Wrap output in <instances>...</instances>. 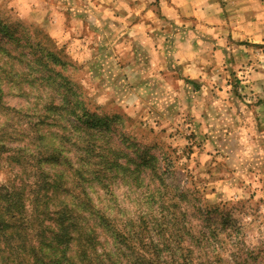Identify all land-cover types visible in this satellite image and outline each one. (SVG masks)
Here are the masks:
<instances>
[{
	"label": "rangeland",
	"instance_id": "374dc122",
	"mask_svg": "<svg viewBox=\"0 0 264 264\" xmlns=\"http://www.w3.org/2000/svg\"><path fill=\"white\" fill-rule=\"evenodd\" d=\"M163 1L139 31L117 3L0 0V187L43 179L94 263L130 264L142 226L191 264H264V0Z\"/></svg>",
	"mask_w": 264,
	"mask_h": 264
},
{
	"label": "trees",
	"instance_id": "16d2710c",
	"mask_svg": "<svg viewBox=\"0 0 264 264\" xmlns=\"http://www.w3.org/2000/svg\"><path fill=\"white\" fill-rule=\"evenodd\" d=\"M50 155L52 157H48ZM47 158L52 161L56 157L49 153ZM37 166H40L39 160ZM25 184L23 180H14L8 187H0V264H76V260L80 264H117L115 258L105 253L97 254L100 258L97 263L90 261L98 243L96 233L92 226L76 222L77 211L67 206L64 199L60 198L59 202L64 205L54 209L53 224L45 223L50 209L46 201L40 202L46 194L43 193L45 181L38 180L34 183L36 188L29 192L24 189ZM143 234L142 226L130 235L120 234L125 248L142 250L134 260L130 258V264L192 263L183 253H178L181 252L179 242L172 251L173 245L162 239L156 243L153 239L149 243L142 242ZM129 239L134 244L129 243Z\"/></svg>",
	"mask_w": 264,
	"mask_h": 264
},
{
	"label": "crops",
	"instance_id": "0c3cea01",
	"mask_svg": "<svg viewBox=\"0 0 264 264\" xmlns=\"http://www.w3.org/2000/svg\"><path fill=\"white\" fill-rule=\"evenodd\" d=\"M13 2H19L22 6L21 8H24L22 11H24V14L30 17H36L39 19H42L43 21L46 17H48V10L44 7L42 2H45L47 0H12ZM105 4L108 2L111 3H117L116 8H123L128 13L122 15L125 18H131L134 17L135 21L131 23L132 28H137L139 31H142L143 28H145L146 25H149L150 18L154 17L153 8H151L150 4L153 0H100ZM172 0H164V12H168L169 16L173 15V6L171 4ZM40 2L42 5L39 8H36V10L31 9L28 10V7L30 8L34 3ZM109 4V3H108ZM119 4L121 6H119ZM102 6V3L100 4ZM264 7V5H261ZM176 9V8H175ZM119 10V9H118ZM116 11V10H115ZM177 11V10H176ZM119 13V11H116ZM145 18L148 20L146 21Z\"/></svg>",
	"mask_w": 264,
	"mask_h": 264
}]
</instances>
